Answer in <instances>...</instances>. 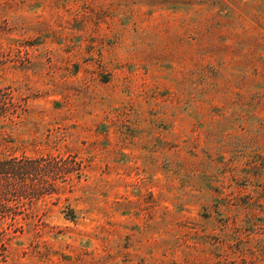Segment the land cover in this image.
<instances>
[{
    "label": "rangeland",
    "instance_id": "1",
    "mask_svg": "<svg viewBox=\"0 0 264 264\" xmlns=\"http://www.w3.org/2000/svg\"><path fill=\"white\" fill-rule=\"evenodd\" d=\"M9 159L0 264H264V0H0Z\"/></svg>",
    "mask_w": 264,
    "mask_h": 264
},
{
    "label": "trees",
    "instance_id": "2",
    "mask_svg": "<svg viewBox=\"0 0 264 264\" xmlns=\"http://www.w3.org/2000/svg\"><path fill=\"white\" fill-rule=\"evenodd\" d=\"M29 165L26 161L20 166L15 159H9L6 162L0 161V219H11L12 224L10 227L15 226V218L12 215L7 217L1 215L12 208L15 210L16 202L17 204L23 203L26 206L28 205L27 199L32 190H29L30 187L26 185H16V188L12 181L16 182L18 179L28 178L32 175V168Z\"/></svg>",
    "mask_w": 264,
    "mask_h": 264
}]
</instances>
